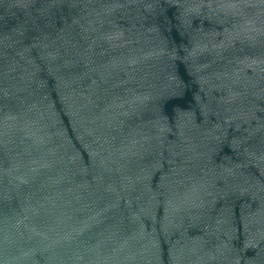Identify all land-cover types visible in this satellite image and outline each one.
I'll list each match as a JSON object with an SVG mask.
<instances>
[{
	"label": "water",
	"instance_id": "1",
	"mask_svg": "<svg viewBox=\"0 0 264 264\" xmlns=\"http://www.w3.org/2000/svg\"><path fill=\"white\" fill-rule=\"evenodd\" d=\"M0 264H264V0H0Z\"/></svg>",
	"mask_w": 264,
	"mask_h": 264
}]
</instances>
